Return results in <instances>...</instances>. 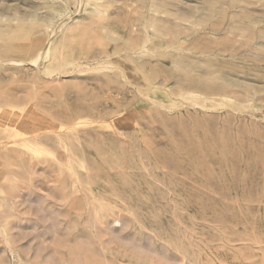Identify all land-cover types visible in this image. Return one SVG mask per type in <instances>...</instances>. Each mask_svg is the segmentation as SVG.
<instances>
[{"label":"rangeland","instance_id":"obj_1","mask_svg":"<svg viewBox=\"0 0 264 264\" xmlns=\"http://www.w3.org/2000/svg\"><path fill=\"white\" fill-rule=\"evenodd\" d=\"M0 264H264V0H0Z\"/></svg>","mask_w":264,"mask_h":264}]
</instances>
